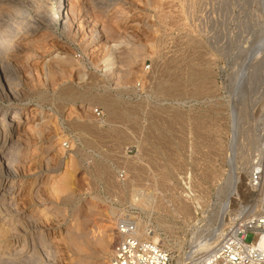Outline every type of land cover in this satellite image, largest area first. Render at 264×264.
Returning <instances> with one entry per match:
<instances>
[{"label": "rangeland", "instance_id": "374dc122", "mask_svg": "<svg viewBox=\"0 0 264 264\" xmlns=\"http://www.w3.org/2000/svg\"><path fill=\"white\" fill-rule=\"evenodd\" d=\"M261 156L264 0H0V264H108L120 217L191 264Z\"/></svg>", "mask_w": 264, "mask_h": 264}, {"label": "built area", "instance_id": "2783aa9c", "mask_svg": "<svg viewBox=\"0 0 264 264\" xmlns=\"http://www.w3.org/2000/svg\"><path fill=\"white\" fill-rule=\"evenodd\" d=\"M147 67V66H146ZM95 114L101 113L97 109ZM66 145V142H63ZM248 185L258 193L254 215L236 218L219 242L191 264H264V160L256 159L248 175ZM115 243L108 264H178L170 251L138 231L134 220L120 217L115 221ZM251 235L249 241L246 240ZM263 241L260 244V241Z\"/></svg>", "mask_w": 264, "mask_h": 264}, {"label": "bare ground", "instance_id": "6f19581e", "mask_svg": "<svg viewBox=\"0 0 264 264\" xmlns=\"http://www.w3.org/2000/svg\"><path fill=\"white\" fill-rule=\"evenodd\" d=\"M107 61H109V62H113V57H112V55L111 54H108L107 55ZM11 121H14V120H11ZM252 190V189H251ZM187 195V194H186ZM188 197V196H187ZM247 206V205H246ZM257 206H258V200H257ZM241 211H243V213H244V211L246 212H249L250 214H248L247 216H251V215H254L255 214V212L257 211V207L255 206L254 207V205H248L247 207H245L244 209H241ZM240 211V212H241ZM234 219H236V218H234ZM233 219V220H234ZM135 223H136V226H137V229H138V231H140V229H139V221L138 220H136L135 221ZM146 230V229H145ZM144 229H143V231H145ZM150 239H152L154 242H157V236L156 235H153V233L152 234H150ZM263 243V241L261 240L260 241V244H262ZM209 244L208 243H204V244H201V245H199L200 247L201 246H203V247H207ZM205 255V254H204ZM203 254L202 255H200L199 257H197L196 259H194V261L195 260H197V259H199L200 257H202V256H204Z\"/></svg>", "mask_w": 264, "mask_h": 264}]
</instances>
